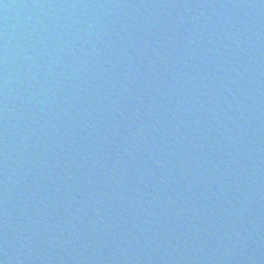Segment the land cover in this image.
Masks as SVG:
<instances>
[{"label":"water","instance_id":"1","mask_svg":"<svg viewBox=\"0 0 264 264\" xmlns=\"http://www.w3.org/2000/svg\"><path fill=\"white\" fill-rule=\"evenodd\" d=\"M0 264H264V0H0Z\"/></svg>","mask_w":264,"mask_h":264}]
</instances>
